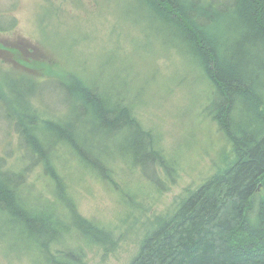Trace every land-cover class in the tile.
<instances>
[{
	"label": "rangeland",
	"instance_id": "rangeland-1",
	"mask_svg": "<svg viewBox=\"0 0 264 264\" xmlns=\"http://www.w3.org/2000/svg\"><path fill=\"white\" fill-rule=\"evenodd\" d=\"M140 11L135 0H0V26L7 27L0 28V166L24 170L22 194L29 211L50 207L58 219L56 231L36 239L10 226L9 212L0 210V264H47L41 244L58 236L46 249L66 256L63 264H129L156 216L172 214L176 200L210 177L228 151L229 141L209 113L212 82L175 44L169 23L161 26ZM67 73L100 83L110 77L123 90L169 164V169L158 167L159 182L117 152H105L110 167L105 173L111 176H102L66 144L50 155L53 174L42 163L26 167L9 79L31 75L42 101L36 91L27 95L30 105L43 117H58L68 104L65 91L49 77ZM51 175L60 178L62 190ZM67 200L115 244L106 249L83 235L72 223ZM232 238L226 247L235 248Z\"/></svg>",
	"mask_w": 264,
	"mask_h": 264
},
{
	"label": "trees",
	"instance_id": "trees-1",
	"mask_svg": "<svg viewBox=\"0 0 264 264\" xmlns=\"http://www.w3.org/2000/svg\"><path fill=\"white\" fill-rule=\"evenodd\" d=\"M135 2L140 12L159 20L161 26L171 25L175 44L212 82L209 113L230 146L215 172L176 200L172 214L156 216L129 264H264V0ZM23 77L21 81L10 78L9 87L20 116L15 128L27 168L42 163L53 174L50 155L58 145L66 144L85 166L102 176H111L105 173L110 172L105 152L130 158L155 182H159V166L169 169L152 132L143 127L133 104L110 77L102 83L77 80L71 73L49 77L65 91L64 103L68 104L66 113L58 117H43L30 105L27 95L38 91L40 99V88L30 80L31 75ZM23 172L0 166V208L8 210L10 226L37 239L49 230L56 231L58 219L50 207L34 212L25 207ZM50 178L62 190L60 178ZM60 197L67 198L62 191ZM66 202L72 223L83 235L106 249L115 244L110 233L79 216L71 201ZM232 237L235 248L226 247ZM58 238L41 244L47 264L57 259L63 264L60 261L66 259L46 249L48 242Z\"/></svg>",
	"mask_w": 264,
	"mask_h": 264
},
{
	"label": "bare ground",
	"instance_id": "bare-ground-1",
	"mask_svg": "<svg viewBox=\"0 0 264 264\" xmlns=\"http://www.w3.org/2000/svg\"><path fill=\"white\" fill-rule=\"evenodd\" d=\"M0 210H4V211L8 212V210H6V209H1V208H0ZM70 256H72V255H70ZM70 256H68V257H69V259H70V262H72V263H75V262H77V260H76V259H72V258H70Z\"/></svg>",
	"mask_w": 264,
	"mask_h": 264
}]
</instances>
